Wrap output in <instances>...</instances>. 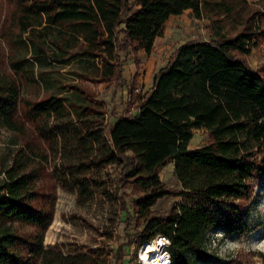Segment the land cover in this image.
<instances>
[{"label":"trees","instance_id":"trees-1","mask_svg":"<svg viewBox=\"0 0 264 264\" xmlns=\"http://www.w3.org/2000/svg\"><path fill=\"white\" fill-rule=\"evenodd\" d=\"M4 1L13 10L7 67L0 60V127L21 143L0 181V264H103L44 247L43 236L56 186L85 201L108 184L125 230L134 229L113 264H121L125 246L155 243L157 235L170 241V264H200L209 256L207 235L233 227V216L253 197V180L264 176V59L257 68L245 59L264 36L259 11L247 0ZM186 10L210 20L214 38L181 44L146 93L136 90L137 73L126 85L122 54L138 67L169 17ZM227 25L239 29L220 33ZM53 64L75 65L77 81L57 87L46 70ZM86 82L128 86L123 112L114 107L106 116ZM23 84L44 95L24 96ZM193 129H204L209 141L189 149ZM169 162L179 188L159 177ZM184 195L224 203L223 214L184 203L166 214L152 209L164 197ZM22 225L35 230L24 236Z\"/></svg>","mask_w":264,"mask_h":264},{"label":"rangeland","instance_id":"rangeland-1","mask_svg":"<svg viewBox=\"0 0 264 264\" xmlns=\"http://www.w3.org/2000/svg\"><path fill=\"white\" fill-rule=\"evenodd\" d=\"M247 2L252 11H259L256 17L257 24L264 30V0H247ZM12 10L13 6L0 0L2 67H7L8 64L6 57L9 46L6 35L8 29H12L8 18ZM238 29V26L234 29L227 25L219 29V32L232 35ZM214 34L211 21L196 18L191 10L169 17L165 23L164 35L156 42L152 53L150 55L140 53L138 67L135 66L131 55L123 57L122 54L123 79L126 85L137 73L136 90L140 94L146 93L152 85L155 73L166 65L170 55L181 44L193 39L208 41L214 38ZM245 59L252 68L260 66L264 59V36L258 38V46L245 56ZM76 68L75 65L61 67L53 64L46 70L56 80L57 87L66 89L69 83L77 81L73 73ZM85 84L97 94V99L103 102L107 111L106 116L114 107L118 115L123 112L125 108L123 102L128 100V86L93 82ZM21 91L24 96L31 99H38L44 95L36 85L23 84ZM108 121L112 123L114 118L108 117ZM208 141L209 136L204 129H193L188 148L200 147ZM20 143L21 140L15 133L0 127V181L4 178V168L10 164L11 156ZM159 177L170 188L180 187L174 175L173 162L161 168ZM253 186V197L244 204L238 216H233V227L226 230L215 229L207 235L205 248L209 256L201 260L200 264H264V176L255 178ZM55 194L52 221L43 236L44 247L53 246L68 255L89 254L100 258L103 264H113L117 247L127 242L128 234L134 233L133 225H129L125 230V213L120 201L113 195V187L110 184L101 185L93 197L85 201H79L74 191L59 186H56ZM177 203L194 205L220 216L225 208L224 203H210L205 199L184 195L164 197L152 209L166 214L170 207ZM127 207L131 208V205L128 204ZM34 230L31 225L21 226L24 236L33 233ZM155 239L159 241L158 237ZM141 246L137 244L125 246L121 264H141L139 260ZM161 252L163 253L162 250ZM164 262L166 264V261Z\"/></svg>","mask_w":264,"mask_h":264},{"label":"bare ground","instance_id":"bare-ground-1","mask_svg":"<svg viewBox=\"0 0 264 264\" xmlns=\"http://www.w3.org/2000/svg\"><path fill=\"white\" fill-rule=\"evenodd\" d=\"M160 246V241L156 244L150 242L144 243L139 249V258L142 264H164L165 259L166 264H168L167 254L165 252H163L164 254L161 252ZM164 255H166V257Z\"/></svg>","mask_w":264,"mask_h":264},{"label":"built area","instance_id":"built-area-1","mask_svg":"<svg viewBox=\"0 0 264 264\" xmlns=\"http://www.w3.org/2000/svg\"><path fill=\"white\" fill-rule=\"evenodd\" d=\"M159 237V241L161 243V250L167 254V262L170 264V254L168 252V246L170 244L169 239L166 236L163 235H157ZM140 260V258H139ZM140 263L142 264L141 260Z\"/></svg>","mask_w":264,"mask_h":264}]
</instances>
